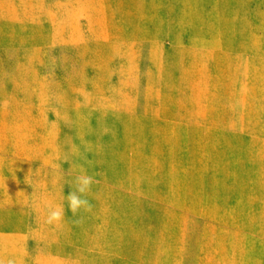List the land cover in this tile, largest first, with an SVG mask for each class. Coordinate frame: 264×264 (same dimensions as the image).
<instances>
[{
	"label": "rangeland",
	"instance_id": "374dc122",
	"mask_svg": "<svg viewBox=\"0 0 264 264\" xmlns=\"http://www.w3.org/2000/svg\"><path fill=\"white\" fill-rule=\"evenodd\" d=\"M9 257L264 264V0H0Z\"/></svg>",
	"mask_w": 264,
	"mask_h": 264
},
{
	"label": "clouds",
	"instance_id": "9594fccd",
	"mask_svg": "<svg viewBox=\"0 0 264 264\" xmlns=\"http://www.w3.org/2000/svg\"><path fill=\"white\" fill-rule=\"evenodd\" d=\"M94 183V177L88 175L85 171H81V174L77 175L72 182L74 184V190L68 193L66 196L68 210L73 216H76L81 210L84 212H91L93 205L87 198L88 193L91 191V187ZM65 215V209L63 205H58L54 208H49L46 223L49 225L59 224ZM81 219H77L74 223L79 224ZM0 264H16V260L9 257L7 260L0 258Z\"/></svg>",
	"mask_w": 264,
	"mask_h": 264
}]
</instances>
